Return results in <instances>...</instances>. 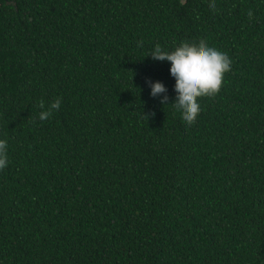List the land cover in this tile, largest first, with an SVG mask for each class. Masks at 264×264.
Here are the masks:
<instances>
[{
	"label": "trees",
	"instance_id": "16d2710c",
	"mask_svg": "<svg viewBox=\"0 0 264 264\" xmlns=\"http://www.w3.org/2000/svg\"><path fill=\"white\" fill-rule=\"evenodd\" d=\"M201 41L188 125L147 55ZM0 138V264H264V0H0Z\"/></svg>",
	"mask_w": 264,
	"mask_h": 264
},
{
	"label": "clouds",
	"instance_id": "9594fccd",
	"mask_svg": "<svg viewBox=\"0 0 264 264\" xmlns=\"http://www.w3.org/2000/svg\"><path fill=\"white\" fill-rule=\"evenodd\" d=\"M215 8V4L211 5ZM251 16V13L249 14ZM153 60L167 61L170 67V76L175 81V99L169 101L168 89L161 81L146 80L149 95L160 97L161 103L171 104L175 112L181 113L183 122L192 125L201 112L199 98L217 93L223 83L225 73L231 70L232 60L227 53L201 41L199 44L184 43L168 50L156 44L149 52ZM42 111L39 120H47L61 107L58 97L46 108L40 105ZM9 164L8 141L0 138V170Z\"/></svg>",
	"mask_w": 264,
	"mask_h": 264
}]
</instances>
